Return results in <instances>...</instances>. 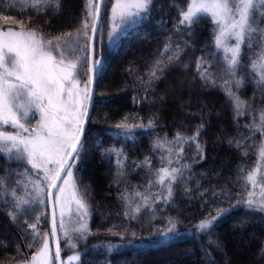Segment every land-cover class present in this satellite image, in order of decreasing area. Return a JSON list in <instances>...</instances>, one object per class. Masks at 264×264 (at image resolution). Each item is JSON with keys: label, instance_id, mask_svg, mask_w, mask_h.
<instances>
[{"label": "trees", "instance_id": "trees-1", "mask_svg": "<svg viewBox=\"0 0 264 264\" xmlns=\"http://www.w3.org/2000/svg\"><path fill=\"white\" fill-rule=\"evenodd\" d=\"M87 0H60V9H49L44 14H36L25 6L27 0H0V29L12 28L18 30L25 27L40 28L46 33L56 35L74 30L84 11ZM170 2L183 4L186 0H154L150 16L130 26L121 33L117 41L103 51V70L94 78L95 95L93 97L91 115L87 123V134L84 138V150L77 162L75 179L81 189L90 215L88 246L78 260V264H264V255L260 248L264 246V214L247 212L241 204L227 215L218 219L211 233L196 231V223L206 214L215 215L217 207H228L226 198L236 201L247 196V188L241 179L251 170L261 172L260 157L261 142L264 136L256 131L251 139L245 140L248 129L245 124L255 117L259 121V113H246L233 120V107L225 95L224 74L215 86L204 85L196 71V57L203 55L201 49L206 43L212 47L210 37L212 24L207 19H201L193 26V35L189 38L187 29L172 31V26L179 19L178 13ZM112 0H107L104 10L105 29L107 15L111 9ZM9 17L10 19H4ZM166 21L162 23L161 20ZM20 23H17V22ZM50 23L45 26V22ZM171 32V46L179 44L183 48L179 65L168 67L158 80H149V71L155 60L161 58V50L167 42L166 37ZM189 41L185 47L184 42ZM105 41L107 33L105 31ZM99 52V48H97ZM167 61V57H163ZM244 64L241 73L249 71V52L244 50ZM188 64V68L183 67ZM205 67H209L205 65ZM213 70L219 64L210 66ZM87 63L79 70L78 78L83 87L88 79ZM255 73V70H253ZM251 80L241 89L239 95L243 100L251 101L253 96ZM253 107L264 104L256 93V99L251 101ZM127 117L128 123L142 121L147 123L153 119L155 127L152 130L137 128L132 138H128L116 129L117 122ZM34 123V121H33ZM201 123L206 125L200 133L199 141L204 149L205 158L194 157L195 143L185 144L184 160L195 159L187 172L190 178L187 183L181 182L174 186V194L170 202L156 201L149 210H142L138 218L125 217L124 202L117 197L118 192L128 189L132 194L134 189L145 192L151 173L146 166L137 167V162L143 163L149 158L153 167L162 166L161 157L167 155L166 145L153 147L154 138L169 141L179 131L191 136ZM244 141L243 150L235 143L231 146L229 138ZM123 148L121 159L124 160L126 176L121 183H114L117 157L101 154V148ZM126 157V159H124ZM166 162V160L164 161ZM16 167L15 163L10 165ZM173 167L178 165L173 164ZM5 167L4 155L0 154V175ZM30 168V166H28ZM17 177L9 178L11 189ZM159 186L152 185L151 195ZM185 188L188 189L185 192ZM204 189H208L207 192ZM23 186L18 187V194ZM258 194L255 189L253 190ZM216 195H213V193ZM0 196V264H21L29 260L37 247L29 248L32 240L28 228L29 223L36 221V213L19 216L15 222L8 214L10 204H4ZM139 199V198H134ZM40 222L37 227L41 234L51 233L49 225L48 206L37 210ZM177 218L178 224L174 238L168 241L150 245L133 246L127 249H117L111 253L98 247V239L112 240L120 238L118 233L127 229L126 237L159 239L160 232L167 225V217ZM245 220V224L240 221ZM113 228L112 232L107 231ZM211 241H221L225 246L223 251L213 250ZM39 239V238H38ZM240 244V245H238ZM93 245V246H92ZM19 249V251H18ZM205 251L212 253L211 258L204 255Z\"/></svg>", "mask_w": 264, "mask_h": 264}, {"label": "snow or ice", "instance_id": "snow-or-ice-1", "mask_svg": "<svg viewBox=\"0 0 264 264\" xmlns=\"http://www.w3.org/2000/svg\"><path fill=\"white\" fill-rule=\"evenodd\" d=\"M153 2L154 0H112L106 29L104 10L107 0H87L78 26L72 31L52 35L42 27L31 28L23 24L18 30L0 29V154L4 155L5 161L3 174L0 175V196L4 197V204L11 205L8 214L13 222L21 215L25 216L27 222L28 214L36 213V221L28 224L32 231L27 235L32 240L27 246L32 248L38 245L37 251L32 253L30 260H24L21 264H65L61 258L60 236L73 248L77 247L80 240H86L89 228L84 218L88 215V206L76 184L75 170L84 150L86 125L95 95L94 78L103 70L104 49L117 41L121 33L130 26L150 16ZM25 6L38 15L46 13L50 8L58 11L61 7L60 0H27ZM170 6L176 9L179 16L172 31L187 29L189 38L198 21L207 19L211 22L212 47L206 43L201 49L203 55L196 57L199 78L204 85L215 86L226 74L227 78L222 83L225 95L233 107V120L237 122V127L240 116L259 113L258 122L254 117L245 124L247 135L239 133V136L248 140L256 131L264 136V104L254 108L251 102L256 99L257 92L264 101V0H186L183 4L170 2ZM161 22L166 23L163 19ZM49 23L46 21L45 26ZM171 39L170 32L161 50V58L154 61L149 71V80L145 83L151 84L163 75L166 68L179 65L183 48L179 44L172 48ZM188 42H184L185 47ZM245 48L249 52V71L241 73L245 66ZM165 56L167 61L163 59ZM85 63L88 79L82 87L78 74ZM212 64H219L220 67L213 70L210 67ZM183 67L187 69L188 64ZM248 80H251L254 88L251 101L243 100L239 95ZM5 126L14 130H5ZM154 127L152 118L145 124L142 121L128 123L125 117L116 124V129L121 130L128 138H132L137 128L152 130ZM205 127L201 123L191 136L177 131L171 141L154 138V148L179 146L168 147L167 155L161 157L162 166L159 168L153 167L147 157L142 164L137 162V167L146 166L151 175L145 192L134 189L129 194L125 188L123 192L117 193L118 199L124 202L123 215L126 218H138L142 210H149L156 201L170 202L175 184L188 182L190 178L187 172L197 161L194 158L183 159L184 146L195 143L194 157L198 156L203 160L205 152L199 136ZM228 143L230 146L235 143L237 148L243 150L244 141L238 137L235 140L229 138ZM101 154L117 157V168L113 175L114 183L119 185L126 176L123 170L124 160L121 159L123 148H101ZM260 157L264 161V141L261 142ZM12 163L16 164L15 168L10 166ZM173 164L178 166L173 167ZM239 171L245 187L250 184L252 190H247L246 198L240 197L236 201L226 198L228 207H217L215 215L208 213L196 223L198 233L210 234L219 218L241 204L247 212L264 214V174L258 176L256 170H251L243 175L244 169ZM12 176L17 179L9 189V178ZM153 184L159 187L151 195ZM21 185L23 191L18 194V187ZM257 186L261 189L258 198L253 191ZM187 191L185 188V192ZM204 191L207 192L208 189ZM73 202L80 213L78 219L67 215L68 207ZM49 205L52 208V230L51 233L41 234L37 227L40 222L37 210ZM179 223L181 221L177 218L167 217V225L160 236L165 237L175 232ZM240 223L243 225L246 221L242 220ZM107 231L112 232L113 228ZM126 232L127 229L115 233L121 237L116 245L110 241L103 242L109 252L121 245L136 242V232L131 233V239L126 237ZM50 243L56 245L54 255ZM210 244L215 245L214 251H223L225 247L219 240L211 241V236ZM260 253L264 255V246L260 248ZM83 254L85 253L76 252L68 257V261L80 260ZM204 255L211 258L212 253L205 251Z\"/></svg>", "mask_w": 264, "mask_h": 264}, {"label": "rangeland", "instance_id": "rangeland-1", "mask_svg": "<svg viewBox=\"0 0 264 264\" xmlns=\"http://www.w3.org/2000/svg\"><path fill=\"white\" fill-rule=\"evenodd\" d=\"M5 130L13 131L14 129H12L10 126H5ZM256 172H257L258 176L261 175V174H264V161H262L261 172H260V170L256 171ZM255 191L258 194H256L255 192H254V194L258 198L259 195H260V191H261L260 187L257 186L255 188ZM67 215H70L73 219H78L80 213L77 211V207H76L74 202L69 205ZM84 219L86 220L88 228H89V224H90L89 212H88V215ZM56 222H57V225H58L59 224V210H57ZM90 238H91L90 233H88L86 240H80L78 245H77V247L73 248V247H71L70 245L67 244L66 240L63 238L62 235L60 236L59 243L61 245V258H62V260H64L65 264H78V260H73V261L69 262L68 261V257L73 256V254L76 253V252H81V250H83L85 246H88L89 244H87V243L89 242ZM131 238L132 237H129V239H131ZM172 238H174L173 235H167L165 237H160L159 239H155V240L148 239V238H137L136 237V242L135 243H133L131 245H121V246H119L117 248H114L113 251H115L117 249H127V248H131L133 246L136 247V246H142V245H150V244H154V243H157V242L168 241V240H170ZM120 240H121L120 238H113L112 240L110 239L109 241L111 243H113L114 245H116L117 242H119ZM98 241H100V243L95 245L96 247L102 248V249L106 250L108 253H111V252H109L107 250L106 246H104V244H103V242L108 241V240L99 238ZM238 245H240V244H238ZM50 248H51L52 254L54 255L52 243H50Z\"/></svg>", "mask_w": 264, "mask_h": 264}, {"label": "water", "instance_id": "water-1", "mask_svg": "<svg viewBox=\"0 0 264 264\" xmlns=\"http://www.w3.org/2000/svg\"><path fill=\"white\" fill-rule=\"evenodd\" d=\"M91 107H92V104H91ZM87 123H88V121H87ZM48 211H49V225H50V230H52V208H51L50 205L48 206ZM52 246H53V251H54V254H55V247H56V245L52 243Z\"/></svg>", "mask_w": 264, "mask_h": 264}]
</instances>
